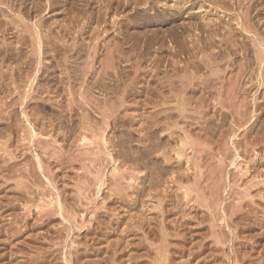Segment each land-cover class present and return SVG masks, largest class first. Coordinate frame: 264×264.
I'll return each instance as SVG.
<instances>
[{"label": "rangeland", "instance_id": "374dc122", "mask_svg": "<svg viewBox=\"0 0 264 264\" xmlns=\"http://www.w3.org/2000/svg\"><path fill=\"white\" fill-rule=\"evenodd\" d=\"M0 90V264H264V0H0Z\"/></svg>", "mask_w": 264, "mask_h": 264}, {"label": "bare ground", "instance_id": "6f19581e", "mask_svg": "<svg viewBox=\"0 0 264 264\" xmlns=\"http://www.w3.org/2000/svg\"><path fill=\"white\" fill-rule=\"evenodd\" d=\"M120 4V3H119ZM128 5V4H127ZM241 6V5H240ZM247 19V18H246ZM250 21V20H249ZM104 22V21H103ZM243 22V21H242ZM246 22V21H245ZM247 24V23H246ZM244 25V24H243ZM84 26V25H83ZM205 26V25H204ZM249 28V27H248ZM245 29V28H244ZM210 31V30H209ZM214 32H215V30H214ZM39 34V33H38ZM35 36V35H34ZM257 36V35H256ZM37 37V36H36ZM176 38V37H175ZM49 40V39H48ZM22 41V40H21ZM263 41V40H262ZM38 42V41H37ZM179 42V41H178ZM209 42V41H208ZM47 44V43H46ZM183 44V43H182ZM212 44V43H211ZM6 45V44H5ZM2 46H4V45H2ZM163 46V45H162ZM161 46V47H162ZM182 46V45H181ZM46 47V46H45ZM164 48V47H163ZM81 49H82V47H81ZM111 50V49H110ZM184 50V49H183ZM182 50V51H183ZM78 51V50H77ZM181 51V52H182ZM5 52V51H4ZM7 52V51H6ZM82 52V51H81ZM8 53H9V51H8ZM11 53V52H10ZM12 53H14V52H12ZM40 53V52H39ZM45 53V52H44ZM120 53V52H119ZM183 53V52H182ZM16 54V53H15ZM79 54H80V52H79ZM12 55V54H11ZM17 55V54H16ZM110 55V54H109ZM19 55H17L16 57H18ZM96 56V55H95ZM110 59H111V63H109L110 65H111V70H112V68H113V64L112 63H114L113 62V55H112V57H109ZM66 60V59H65ZM115 61V60H114ZM219 61V60H218ZM104 62V61H103ZM108 63V62H107ZM56 64H58V63H56ZM108 65V64H107ZM109 65V66H110ZM113 65V66H112ZM52 66H53V64H52ZM60 66V65H59ZM104 66V65H103ZM209 66V65H208ZM61 67V66H60ZM107 67V66H106ZM179 67V66H178ZM88 68V67H87ZM109 68L110 67H108V70H109ZM115 68V67H114ZM243 68V67H242ZM246 68V67H245ZM50 70V69H49ZM173 70L174 71H176V70H179V68H176V67H173ZM106 71V70H105ZM40 72V71H39ZM46 72V71H45ZM87 72V71H86ZM89 72V71H88ZM85 73V72H84ZM92 73V72H91ZM104 73V72H103ZM106 73V72H105ZM104 73V74H105ZM108 73V72H107ZM175 73V72H174ZM177 74H178V72H176ZM175 73V74H176ZM216 73H218V71L217 72H215V74ZM39 74V73H38ZM49 74V73H48ZM86 74V73H85ZM88 74V73H87ZM176 74V75H177ZM214 74V73H213ZM212 74V75H213ZM215 74H214V77H215ZM76 75V74H75ZM84 75V74H83ZM92 75V74H91ZM216 75H218V74H216ZM238 75V74H237ZM219 76V75H218ZM217 76V77H218ZM221 76V75H220ZM177 77V76H176ZM179 77V76H178ZM242 77V76H241ZM183 78V77H182ZM194 78V77H193ZM211 78V77H210ZM209 78V79H210ZM216 78V77H215ZM214 78V79H215ZM178 79V78H177ZM177 79H175V78H173V77H171L170 76V78H166V80H168V81H166V82H163V83H160L159 84V86L162 88L163 86H161V85H166V87L168 86V87H170L171 89H172V91H174L175 90V86H176V81H177ZM187 79H189L188 81V83H187V85H183L182 87H185V89H188L189 87H192V86H195V85H197L198 86V84H195L194 83V80L195 79H192V77L190 78H187ZM242 79V78H241ZM219 80V79H218ZM35 81V80H34ZM180 81V80H179ZM187 81V80H186ZM210 81H214V80H211L210 79ZM215 81H216V79H215ZM197 83V82H196ZM206 83H209L208 81L206 82ZM213 83V82H212ZM200 84V83H199ZM210 84H211V82H210ZM205 85V87H208L207 85L208 84H204ZM203 85V86H204ZM196 86V87H197ZM211 86V85H210ZM236 86V85H235ZM234 86V87H235ZM199 87L201 88V86L199 85ZM205 87H203L204 89H205ZM177 88V87H176ZM232 90H233V88H232ZM235 90H236V88H235ZM234 90V91H235ZM1 91V90H0ZM169 91H171L170 89H169ZM176 91H174L173 93H175ZM183 92H184V90H183ZM183 92L181 93L182 95H183ZM155 94H157V93H155ZM155 94H151L150 95V97H149V103L150 104H152V103H155V105H156V107H161V109H159V110H156L154 113H152V114H150V117H149V123H148V126H147V128H146V130H147V133H146V135H145V137H146V139L148 140V141H150V146L148 147V150L145 152L146 154H145V156H147V158H148V160L152 163L153 162V159H154V154L156 153L157 154V152L158 151H160V147L161 146H163L162 144H163V142H162V144L160 143V141H159V139H161V137L158 139V141L159 142H155L154 141V137H155V135L156 134H159L158 132L159 131H161L162 130V132L164 133L165 131H168V126H169V124H167V123H169V122H167V121H162L164 118L162 117V114L163 113H165V111H166V109L167 108H163V106H166V105H168V101H166L165 99H164V101L161 103V104H158V100L157 101H155V98H153L152 97V95L153 96H156ZM234 94V93H233ZM177 95V94H176ZM170 96V95H169ZM157 97V96H156ZM182 97V96H181ZM178 98H180L179 96H178ZM178 98H177V101H178V105H179V107H178V109H179V113H178V116H180V117H182V118H185V113L188 111L187 110V106L188 105H190V102H181V99H180V102H179V100H178ZM23 99V98H22ZM85 99V98H84ZM24 100V99H23ZM183 100V99H182ZM32 101V100H31ZM187 101V100H186ZM189 101V100H188ZM24 102H25V100H24ZM24 104V103H23ZM21 105V104H20ZM23 109V108H22ZM189 112V111H188ZM187 112V113H188ZM246 112V111H245ZM172 114V113H171ZM161 116V117H160ZM171 116V115H170ZM16 117V116H15ZM172 117H174V116H172ZM172 117L171 118H169V117H167V118H169V119H171L172 120ZM167 118H166V120H167ZM175 118V117H174ZM3 119V118H2ZM5 119V118H4ZM168 119V120H169ZM88 120V119H87ZM241 120V119H240ZM244 120V119H243ZM3 121V120H2ZM170 121V120H169ZM167 122V123H166ZM173 123V122H172ZM88 126V125H87ZM173 126V125H172ZM177 126V125H176ZM175 127V126H174ZM14 128V127H13ZM85 128V127H84ZM177 128V127H176ZM88 129V128H87ZM169 129H171V128H169ZM33 130V129H32ZM37 131H32V137H37L39 134L38 133H36ZM30 133V132H29ZM162 133V134H163ZM171 133V132H170ZM169 133V134H170ZM216 133V132H215ZM161 134V133H160ZM188 134V133H187ZM186 134V135H187ZM165 135H167L166 133H165ZM156 137H158V136H156ZM164 137V136H163ZM176 137V136H175ZM199 137V136H198ZM30 138V137H29ZM185 138H186V136H185ZM185 138L183 139V141L185 140ZM88 139V138H87ZM173 139V138H172ZM83 141H85L86 140V137L85 138H83L82 139ZM162 140V139H161ZM187 140L189 141V139L187 138ZM186 140V141H187ZM221 140V139H220ZM21 141V140H20ZM29 141V140H28ZM81 141V140H80ZM88 141V140H87ZM86 141V142H87ZM90 141V140H89ZM88 141V142H89ZM154 141V142H153ZM187 141V142H188ZM25 142V141H24ZM36 142H38V141H36ZM182 142V141H181ZM185 142V141H184ZM184 142H183V147L186 145V144H184ZM155 143V144H154ZM194 143V142H193ZM193 143H192V145H193ZM203 143V142H202ZM237 143V142H236ZM39 144V143H38ZM88 144V143H87ZM195 144V143H194ZM221 144V143H220ZM189 144H187V146H188ZM196 145V144H195ZM203 145V144H202ZM237 146V145H236ZM246 147V146H245ZM164 148H166V147H164ZM164 148H162V149H164ZM187 148V147H186ZM201 148H202V146H201ZM179 149V148H178ZM184 149V148H183ZM182 150V149H181ZM198 150H200V149H198ZM187 151V150H186ZM163 152H165V149H164V151ZM178 152V151H177ZM245 152V151H244ZM249 152V151H248ZM55 153V152H54ZM179 153V152H178ZM181 153V152H180ZM160 154V156H161V153H159ZM164 154V153H163ZM170 155V154H169ZM159 156V157H160ZM111 157V156H110ZM182 157V156H181ZM208 157V156H207ZM179 158V157H178ZM14 159V158H13ZM145 159V158H144ZM157 159V158H156ZM164 159L165 160H167V155H166V153L164 154ZM75 160V159H74ZM195 160V159H194ZM200 160V159H199ZM57 161V160H56ZM60 161H58V163H59ZM149 162V163H150ZM159 162V161H158ZM150 163V164H151ZM157 163V162H156ZM196 163V162H195ZM68 164V163H67ZM153 164V163H152ZM42 165V164H41ZM156 165V164H155ZM65 166H66V164H65ZM157 166H158V163H157ZM157 166H154V167H157ZM159 166H161V165H159ZM175 166V165H174ZM162 167V166H161ZM34 168V167H33ZM158 168V167H157ZM35 169V168H34ZM42 169V168H41ZM163 168H161L160 170H157V171H159V174H158V176L159 177H161V176H163L162 175V173H163V171H162V173H161V170H162ZM178 172V171H177ZM202 174V173H201ZM200 174V175H201ZM151 177H153V176H151ZM175 177V176H174ZM162 178V177H161ZM177 178V177H176ZM159 179V178H158ZM151 180H153V179H151ZM160 181V180H159ZM159 181H158V183H159ZM195 182H196V180H195ZM175 183V182H174ZM197 183V182H196ZM86 186V185H85ZM19 187V186H18ZM186 188V187H185ZM121 191V190H120ZM116 192H118V191H116ZM37 193V192H36ZM164 193V192H163ZM116 194V193H115ZM216 194V193H215ZM120 197V196H119ZM216 197V196H215ZM30 200V199H29ZM54 201V200H53ZM56 201V200H55ZM213 202V201H212ZM52 203V202H51ZM63 203V202H62ZM62 206V205H61ZM217 206V205H216ZM37 207V206H36ZM43 207V206H42ZM45 207V206H44ZM63 208V207H62ZM206 209V208H205ZM51 210H52V208H51ZM56 210V209H55ZM70 210V209H69ZM211 210V209H210ZM43 211V210H42ZM64 211V210H63ZM62 212V211H61ZM229 212V211H228ZM231 212V211H230ZM63 214V213H62ZM83 217H84V215H83ZM74 219V218H73ZM143 219V218H142ZM212 219V218H211ZM80 220H81V218H80ZM210 220V219H209ZM213 220V219H212ZM170 223V222H169ZM211 223V222H210ZM176 224V223H175ZM81 225V224H80ZM76 226V225H75ZM76 228V227H75ZM79 228V227H78ZM86 228V227H85ZM215 228V227H214ZM217 228V227H216ZM160 229H161V226H160ZM214 231V230H213ZM212 231V232H213ZM153 233V232H152ZM60 234V233H59ZM144 234V233H143ZM178 234V233H177ZM212 234V233H211ZM210 234V235H211ZM180 235V234H179ZM182 236V235H181ZM171 237V236H170ZM161 238V237H160ZM182 239V238H181ZM162 241V240H161ZM222 243V242H221ZM146 244V243H145ZM60 245V244H59ZM225 245V244H224ZM48 251V250H47ZM235 253V252H234ZM57 254V253H56ZM80 257V256H79ZM159 257V256H158ZM162 259V258H161ZM234 259V258H233ZM238 262V261H237Z\"/></svg>", "mask_w": 264, "mask_h": 264}]
</instances>
